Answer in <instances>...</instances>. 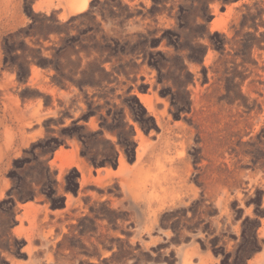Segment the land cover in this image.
I'll use <instances>...</instances> for the list:
<instances>
[{
  "label": "rangeland",
  "instance_id": "rangeland-1",
  "mask_svg": "<svg viewBox=\"0 0 264 264\" xmlns=\"http://www.w3.org/2000/svg\"><path fill=\"white\" fill-rule=\"evenodd\" d=\"M92 1L78 10L81 0H0V264H242L248 252L246 264H264V0H210L207 21L200 15L193 20V12L203 10L199 0H166L153 17L146 13L152 0H121L130 11L141 10L125 24L128 33L184 25L181 54L189 52L194 24L205 23L204 37L196 39L208 47L203 61L172 59L161 71L162 83L147 64L136 72L132 93L155 117L156 130L146 134L132 120L126 86L100 109L118 120L124 107L126 125L118 130L127 135L133 126V161L117 145V166L95 168L80 155L79 142L67 138L52 156L40 158L48 159L54 194L44 164L16 161L30 157L24 150L44 137L45 120L68 109L63 124L49 125L58 130L87 105L76 87L51 83L50 67L32 64L27 82L17 81L4 65L3 39L27 25L30 5L66 20ZM100 2L96 21L109 33L116 26L102 20L98 10L107 6ZM33 39L25 41L36 48ZM51 45L42 40L44 48ZM158 49L174 52L164 41ZM184 85L189 104L183 103ZM162 86L172 91L161 95ZM96 92L86 90L88 97ZM173 98L184 106L179 118ZM91 99L104 103L97 94ZM78 123L99 129L96 116ZM101 138L117 139L107 130ZM39 179L44 185L35 183ZM12 187L10 209L5 199Z\"/></svg>",
  "mask_w": 264,
  "mask_h": 264
},
{
  "label": "trees",
  "instance_id": "trees-1",
  "mask_svg": "<svg viewBox=\"0 0 264 264\" xmlns=\"http://www.w3.org/2000/svg\"><path fill=\"white\" fill-rule=\"evenodd\" d=\"M209 1L199 0L203 10L201 14L193 12V20H195L196 15H200L205 21L211 18ZM99 2V0L92 1L86 11L72 15L66 20H60L53 13L48 15L35 13L30 5L26 10V14L30 18L27 25L7 34L3 39V62L5 66L15 72L17 81L27 82L31 74L32 64L43 68L50 67L54 71L50 76L52 84L60 89H69L70 86H74L85 97L86 111L78 118L72 119L69 125L62 126L58 130L50 128L49 125L52 122L56 125L63 124L64 116H69L68 109L61 111L62 115L58 119L48 118L45 120L44 137L34 142L29 149L24 150V154H29L30 157H21L16 160L18 162L35 161L38 164H44L45 179L46 182L50 183V194L55 193L53 184H56V180L52 179L48 173L49 166L46 164L48 159L40 160V158L47 154L52 156L60 145L65 144L67 138H74L81 145L80 155L85 157L95 168L117 166L119 155L117 145L124 148L127 160L133 161L136 149V142L132 138L134 134L133 126H129L130 130L127 135L118 130L120 123L126 125L123 122L125 118L124 107L120 108L118 120L109 116V110L107 115H103L99 112L100 109L104 104H111V98L118 88L126 86L124 100L129 101L128 105L132 120L137 122L146 134L151 129L156 130L155 117L140 103L137 95L132 93L134 85L131 82L133 83L136 80V72L142 65L147 64L148 67L157 71L158 81L162 83L161 71L166 68L168 62L172 59L183 61L186 57L188 60L201 63L208 48L207 45L196 41L198 37H204L205 23L194 24L195 32L188 41L189 52L186 54H181V51L186 47L180 42L181 31L184 28L182 24H179L175 29L155 27L128 33L125 24L132 17L141 13V10L130 11V6L127 3L123 4L121 0H104L100 2L107 6L105 9L98 10L102 20L110 21L116 26L111 32L107 33L103 29L102 23L96 21L94 4ZM165 2L166 0H152V4L146 10V13L151 17L157 15L165 8ZM113 6L116 8H113ZM197 6L191 4L189 8L196 9ZM179 7H182V5H179ZM50 35H54L55 39L51 40ZM213 35H217V33L214 32ZM26 37L34 38L32 42L38 47H30L25 41ZM42 40H49L52 45L44 48ZM163 41L165 46L173 47L174 52L172 55L168 56L166 52L158 49ZM43 50L49 51V54L44 55ZM171 67L172 64L169 65V68ZM173 70H176V68L173 67ZM132 74H134L133 77H131ZM187 74L193 77L190 72H187ZM144 87V85L138 86L139 91L144 92ZM185 87L186 85H184V90ZM87 88L97 90L94 95L97 94L98 97H101L104 103L95 104L91 99L94 95L87 96ZM171 91V86H162L160 94L165 95ZM185 92L187 97L183 103L189 104V93L186 90ZM94 104L95 106H93ZM44 105L48 106L50 104L45 101ZM171 105L176 107L173 117L179 118L184 106L179 105L178 100L174 98L171 99ZM135 106L137 110H135ZM91 116H96L98 119L99 129L96 131H87L86 125L78 123L81 119L87 122ZM105 130L114 134L117 137L116 141L102 139ZM100 143L105 145L101 147ZM99 154L101 156L98 158ZM73 170L79 176L76 169ZM35 183L38 185V183H42V180H35ZM75 184L78 185L77 179H75ZM42 185H44V182ZM13 189L14 187L10 189L8 192L9 197L5 199L11 204L10 209L16 203L11 196ZM18 199L24 202L29 198ZM5 200L2 202H5ZM8 213L12 218L14 217L13 212ZM255 238L256 233H254ZM250 255L251 252L244 254L241 260L242 264H246V260ZM223 262L227 263L226 261Z\"/></svg>",
  "mask_w": 264,
  "mask_h": 264
},
{
  "label": "bare ground",
  "instance_id": "bare-ground-1",
  "mask_svg": "<svg viewBox=\"0 0 264 264\" xmlns=\"http://www.w3.org/2000/svg\"><path fill=\"white\" fill-rule=\"evenodd\" d=\"M79 1V0H78ZM87 2V0H81V3H80V7L76 8V9H81L85 6V3ZM161 164V163H160ZM165 182V181H164ZM177 186V185H176Z\"/></svg>",
  "mask_w": 264,
  "mask_h": 264
}]
</instances>
